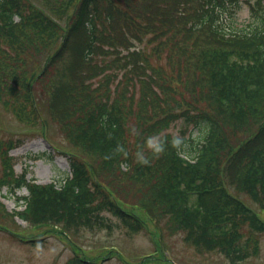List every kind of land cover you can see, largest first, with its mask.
<instances>
[{
  "label": "trees",
  "instance_id": "1",
  "mask_svg": "<svg viewBox=\"0 0 264 264\" xmlns=\"http://www.w3.org/2000/svg\"><path fill=\"white\" fill-rule=\"evenodd\" d=\"M242 3L0 0V58L10 48L29 57L25 68L31 93L37 80L47 83L57 74V88L66 92L70 82V94L57 97L55 110L65 113L69 96L94 103L92 110L79 109L65 120L66 137L75 148L70 153L72 177L57 188L28 182L22 174L9 189L28 188L19 202L25 208L0 215V227L17 236L23 226L16 216L31 226H46L71 243L78 264H89L88 251L110 252L83 245L86 232L111 228L102 211L113 205V193L121 200L117 214L123 222L144 211L145 221L165 220L172 234L202 255L218 253L226 264L248 259L250 241L264 232L263 219L250 206L264 210V0H245L251 10L245 25L237 18ZM161 59L166 65L158 67L165 72L169 66L183 89L167 86L181 92L193 84L194 92L181 100L193 102L198 93L205 112L195 119L184 111L199 127L197 135L164 133L162 151L154 152L146 149L145 133L162 131L175 115L154 86L165 76L150 73L139 97L134 91L125 95L124 88L133 74ZM122 70L124 79L112 87ZM159 114L164 117L151 122ZM130 119L133 140L125 136ZM133 151L148 156L141 160ZM2 156L12 166L7 150ZM125 163L127 170L122 169ZM156 244V258L178 263Z\"/></svg>",
  "mask_w": 264,
  "mask_h": 264
},
{
  "label": "rangeland",
  "instance_id": "2",
  "mask_svg": "<svg viewBox=\"0 0 264 264\" xmlns=\"http://www.w3.org/2000/svg\"><path fill=\"white\" fill-rule=\"evenodd\" d=\"M241 1H243L242 8L237 11V18L240 25H245L250 20L251 10L245 0ZM28 59V56H23L13 48L8 50L6 58H0V179H6L5 186L2 188V195H0L2 198L0 200V215L2 216L5 213L11 214L10 211L17 206L18 197L28 193L24 187L16 190V193L13 194L6 186V184L16 183L21 172L26 171L27 177L36 178L35 183L38 185H48L53 181L58 182L70 173L68 159L63 156L64 152L59 153L55 146L66 149L62 151L75 150V148L70 147V143L67 141L68 130L65 120L70 116V113H75L79 109L92 110L94 106V103L83 97L74 99L69 96L65 100L66 112L55 110L54 105L57 97L63 93L70 94V82L66 86V92L57 88L58 82H55L58 78L57 74L51 76L47 83L37 80L31 93L30 83L27 81L29 70L25 68ZM153 63L154 65L147 67L142 74H133V80H130L126 85L122 84V87L125 85V95L134 91L139 97L141 89L146 87L143 80L151 81L150 73L160 72L165 76V81L154 82V86L173 107L175 115L171 118V123L162 131H149L145 133L144 137L147 140L150 136L159 135L161 137L164 133H169L172 137L178 138L197 135L200 130L199 127L195 126L194 122L187 120L184 111H189L195 119L205 112L198 103L199 94L194 93L193 102L181 100L184 93L188 94L189 90L194 92V85L188 83L187 90L172 91L167 85L171 84L176 89L180 88L181 90L183 87L178 86L177 81H173L169 66L165 67V72L158 67L160 63L166 65L165 59H161L160 62L153 61ZM32 66L33 63L30 60L29 67ZM111 70L108 69L107 72ZM123 72L122 70L116 79L113 78L112 87H116L119 85L118 81L124 79ZM54 88L56 91L49 101V93ZM34 100L38 103L39 108L34 104ZM58 111L59 113H57ZM163 117L164 114H159L151 122ZM133 124L134 120L130 119L125 130V136L129 140H133L131 131ZM7 148L9 155L13 157L12 166L8 165L9 162L2 156ZM146 149L150 151L147 145ZM133 153L138 157L137 152L133 151ZM143 155L144 157L148 156L145 152ZM86 164L88 166L89 163L86 162ZM6 170H10V172H6ZM147 170L149 169L145 171ZM228 183L237 186L236 182L230 181V178H228ZM126 185L127 182L125 181L124 187ZM229 189L238 194L235 188L230 186ZM94 199L96 205L101 203V200L96 196ZM120 201L113 193L110 194L109 203L113 205L110 206V209L103 210L102 213L110 218L111 228L86 232L85 243L88 246L97 247L109 243L118 244L129 259L123 260L114 252L96 253L88 251L89 264H172L166 262L165 257H154L143 261L132 259L139 254L153 250L155 241L180 264H226V261L218 253L205 255L198 253L183 241L181 235L172 234V230L169 229L165 220L161 224L145 221L146 213L144 211H140L138 218L132 217L129 218V222H123L117 214ZM123 206L126 207V205ZM253 206L256 210H260L257 205L253 204ZM21 208L19 207V209ZM258 213L264 221V211H258ZM21 223L27 228L19 232L20 238L11 236L2 231L0 227V264H78L74 260L75 255L71 243L61 234L51 231L46 226L33 230L31 225ZM256 237L250 241L252 255L241 261L240 264H264V232L258 233ZM88 246L85 247L88 248Z\"/></svg>",
  "mask_w": 264,
  "mask_h": 264
},
{
  "label": "clouds",
  "instance_id": "3",
  "mask_svg": "<svg viewBox=\"0 0 264 264\" xmlns=\"http://www.w3.org/2000/svg\"><path fill=\"white\" fill-rule=\"evenodd\" d=\"M146 145L149 149L154 152H160L164 147L161 137L159 135H153L148 137L146 140ZM138 156L141 160L145 159L143 152L138 153Z\"/></svg>",
  "mask_w": 264,
  "mask_h": 264
}]
</instances>
